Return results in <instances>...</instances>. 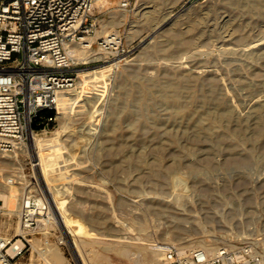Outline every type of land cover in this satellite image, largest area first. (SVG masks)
<instances>
[{"label": "rangeland", "instance_id": "374dc122", "mask_svg": "<svg viewBox=\"0 0 264 264\" xmlns=\"http://www.w3.org/2000/svg\"><path fill=\"white\" fill-rule=\"evenodd\" d=\"M115 4L107 3L111 8L101 13L99 34L114 14L119 19L125 13V21L109 28L134 46L132 58L119 67L90 62L79 86L66 93L71 100L54 127L38 136L63 131L58 170L68 171L60 173L59 188L72 218L110 232H125V221L130 234L146 239L138 244L79 235L83 246L101 264H141L153 243L180 244L171 221L182 215L175 207L187 202L195 217L225 207L233 221L208 222L204 234L187 233V243L204 240L216 247L253 240L264 253V0H159L141 10L138 2L131 11ZM28 134L17 163L0 170V189L27 186L47 194L48 180L42 163L33 165L35 157L41 160ZM193 190L202 192L200 198L190 197ZM157 193L168 202L153 211ZM2 202L0 197L1 232L12 236L20 206L11 212ZM64 226L59 223V233L66 236ZM39 236L20 264H50ZM71 237L64 246L53 238L50 246L62 251V264H82L83 247ZM123 243L127 251L111 249Z\"/></svg>", "mask_w": 264, "mask_h": 264}, {"label": "built area", "instance_id": "2783aa9c", "mask_svg": "<svg viewBox=\"0 0 264 264\" xmlns=\"http://www.w3.org/2000/svg\"><path fill=\"white\" fill-rule=\"evenodd\" d=\"M112 0H0V152L20 150L28 133L52 129L62 109V95L79 86L90 62L112 67L126 64L135 51L119 30L99 34L101 13ZM131 11L139 0H115ZM109 8H111L109 6ZM106 7V10L109 9ZM93 50L79 55L75 46ZM33 165H40L34 158ZM16 181L11 178L10 182ZM0 264H20L40 235L39 250L48 251L59 233L55 209L47 194L28 189L18 212L20 231L1 232ZM62 224V223H60ZM67 232V231H66ZM264 253L253 240L216 247L164 245L159 264H263ZM64 264H77L69 259Z\"/></svg>", "mask_w": 264, "mask_h": 264}, {"label": "bare ground", "instance_id": "6f19581e", "mask_svg": "<svg viewBox=\"0 0 264 264\" xmlns=\"http://www.w3.org/2000/svg\"><path fill=\"white\" fill-rule=\"evenodd\" d=\"M158 1L159 0H140L139 1V7H140L139 9L141 10L143 8H146V7H149L152 5H156L158 3ZM148 11L151 13L153 11L154 12L157 11V9L147 10V11H145L144 15H148V14H146V12H148ZM145 17H147V16H145ZM126 19H127V15L125 13H123L119 19H117V16L114 14L113 18L109 19V21L106 24H104L105 30L104 29L103 30L108 32V31H110L109 27L113 26L117 22H123ZM156 24H157V22H156ZM156 28H158V29L161 28V25L158 24L156 26ZM73 46H75L76 51L79 55H86V56L90 55L91 56L94 54V53H91L93 50L86 49V48H80L77 45H73ZM158 48H160V47H158ZM164 51H165V49H164ZM70 100H71V98L66 93H63V95H62V106L63 105H64L63 107L67 106L69 104ZM64 110L66 112V109H64ZM62 135H63V131L58 130L56 133V136H54V137H51V136L50 137H45V136L43 137V136H38L34 133H31V138H32V144H33L34 148L37 149L38 155H39L40 160H41V162L39 161V163H42V169L44 170L46 180H48L49 192H47V195L49 196L50 201H51V203L55 209L58 220L60 221V223L65 225L66 228L68 227L67 231H68V234L70 236L72 235V237H71L72 240L77 241L83 247V249H82L83 251L81 250L82 254L80 252V255L82 256V264H101V262L97 257L93 256V254H94V253L92 254L93 250L91 251L90 249H87L83 246V240L79 235H85V237L88 236V237H92V238L107 237V238H113V239H117V240H121V241L131 240V241L138 243V244L144 243L146 237L142 236L141 234H137V235L130 234L131 230H132V228H131L132 226L127 224V222L125 223V221L123 222V224L126 227L125 232H121V231L110 232V231H108V229L96 230V229H92V228H86L76 218H72L69 215V213L65 207V203L67 202V200L65 197H63L61 195V191H63L62 190L63 188H59L61 181H62L61 179L64 178V176H62V174H65V172L68 171V169L64 170V172L63 171L61 172L58 170L62 167L61 164L59 165V162L62 158L61 149H60V139H61ZM64 160L67 161L66 158H64ZM17 161H18L17 151L16 152H9V153H1L0 152V170H3L7 163L16 164ZM19 162H20V160H19ZM18 167L22 168L20 165ZM15 170H16V168H15ZM60 173H62V174L60 175ZM55 180H59V182L52 183V181L54 182ZM72 180L73 179H71V178H66L65 182L66 183L72 182ZM215 184L219 185V182H217L215 180ZM3 186L4 187L0 189V197L2 198L4 204H6L12 212L17 207L21 206V201H22L23 197L25 196L26 192L28 191V187L26 186L24 191L23 190L21 191L18 188H14V187H11V186H8L5 184ZM164 192H162V194H164ZM199 192L200 191H198V190L197 191L193 190L190 197L191 198H193V197L200 198V195L202 194V192H201V194ZM166 193H167V196L172 194L171 192L170 193L166 192ZM167 199H168V197H166V195H161V194L159 195L157 193L151 199V202H152L151 209H153V211H154V210H160V209L164 208L165 206H164L163 202H164V200L166 201ZM167 202L168 201H166L165 203H167ZM188 205L189 204L187 202L183 203V204L179 203V206L175 207L176 210H178V211L180 210L181 214H182V215L178 216L177 218H174L171 221L176 226L175 227L176 230L174 232L175 236L180 238L181 241L179 243L181 245L183 243H185V244H183V246H192V247L193 246H209V244H207L208 242L206 243V242H204V240H200L201 242L199 241V242L187 243V241H189L191 239L187 233H189L191 231H195L197 233H199V232L203 233L205 231H208L209 230L208 222L217 221V222L221 223L223 221V219L226 221H229L227 218V213H229V212L226 211L225 207H218L217 210L204 211L205 213H204L203 219H202L201 217H195V214L193 215V213L191 214L190 212L194 211L195 209L192 207H189ZM203 208L204 207H202V209ZM198 212H197L198 214H200V213L203 214V210H201V209L198 210ZM216 212L220 213V217H216V215H215ZM231 222L233 223V221H231ZM231 222H230V224H231ZM164 223L167 226H169V224H170L169 222L167 223V221L166 222L164 221ZM117 224L119 225V224H121V222H117ZM19 231H20V225L18 223L17 232H19ZM128 245L129 244H127V243H123L122 245L116 246V247L111 248V249L115 250L116 252H125L128 250V247H129ZM163 248H164V245H159L158 243H153L152 249H150L140 259V263L141 264H157L158 261L162 257L161 253H163ZM43 255L45 256L47 261H49L50 264H62L63 261L65 260V256L63 255L62 251L57 249L55 246L50 247L48 249V251H44Z\"/></svg>", "mask_w": 264, "mask_h": 264}]
</instances>
